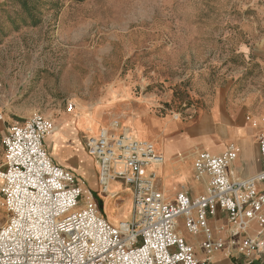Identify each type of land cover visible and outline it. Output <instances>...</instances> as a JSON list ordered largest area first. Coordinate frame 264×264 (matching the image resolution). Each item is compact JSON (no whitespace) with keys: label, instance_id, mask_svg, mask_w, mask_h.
<instances>
[{"label":"rangeland","instance_id":"1","mask_svg":"<svg viewBox=\"0 0 264 264\" xmlns=\"http://www.w3.org/2000/svg\"><path fill=\"white\" fill-rule=\"evenodd\" d=\"M262 75L264 0H0V170L8 121L68 116L79 156L101 129L132 131L121 119L127 102L184 111ZM49 142L55 160L61 148ZM84 174L112 223L132 220L129 186L112 180L121 201L107 206ZM7 217L0 194V226Z\"/></svg>","mask_w":264,"mask_h":264},{"label":"built area","instance_id":"2","mask_svg":"<svg viewBox=\"0 0 264 264\" xmlns=\"http://www.w3.org/2000/svg\"><path fill=\"white\" fill-rule=\"evenodd\" d=\"M56 127L54 119L37 113L9 123L3 137L0 194L8 217L0 226V264H204L178 231L179 218L189 233L203 237L201 246L211 253L227 244L215 237L209 223L218 209L234 225L231 244L248 257L264 251V130L256 175H230L236 145L221 154L200 151L195 169L198 177L209 178L205 192L193 197L180 191L174 200H167L159 189L157 173L148 171V166L164 161L154 142L107 130L89 137L87 148L98 164L100 191L117 196L110 188L112 180L131 189L133 218L114 224L83 178L48 152L45 141ZM253 221L259 225L257 237L246 235Z\"/></svg>","mask_w":264,"mask_h":264},{"label":"crops","instance_id":"3","mask_svg":"<svg viewBox=\"0 0 264 264\" xmlns=\"http://www.w3.org/2000/svg\"><path fill=\"white\" fill-rule=\"evenodd\" d=\"M135 103L133 107H130L129 102L124 104L128 111L121 113L122 123L132 131L126 132L123 128L122 133L148 139L157 145L156 148L163 154L164 161L159 165L148 166V171L157 173V185L167 200H174L180 191H187L193 197L205 192L209 178L205 175L198 177L195 169V160L200 151L221 154L233 144L238 147V155L229 167L230 175L233 178L245 179L260 171L259 137L264 130V75L257 84L220 85L200 107L191 106L184 111L159 112L152 108L151 99L143 97ZM66 117L68 116L56 123L57 130L46 138L47 150L48 139H51L49 144L52 146L59 144L62 155L55 159L56 163L79 176L85 173L91 188L99 190L102 195L100 198L97 194L98 198L103 201L106 198L107 206L120 202L121 200H115L120 193L116 192L117 196L112 197L100 191L98 164L89 154L87 143L80 142L82 154L77 156L72 146L75 141L71 142V139L79 141L81 133L76 136L70 131L64 122ZM48 152L53 157V149ZM106 212L104 210V215L109 218ZM121 220L123 219L118 222ZM209 223L215 237L224 238L227 242L224 248L211 253L202 248L203 237L189 233L184 226V219L179 218L178 231L193 245L197 256L201 261H205L204 264H264V251L248 257L238 250V245L231 244L230 238L235 228L229 223L226 212L218 209L215 216L209 217ZM258 231L259 225L253 221L246 235L257 237ZM242 238L243 235L238 238V242Z\"/></svg>","mask_w":264,"mask_h":264},{"label":"bare ground","instance_id":"4","mask_svg":"<svg viewBox=\"0 0 264 264\" xmlns=\"http://www.w3.org/2000/svg\"><path fill=\"white\" fill-rule=\"evenodd\" d=\"M101 130H107V131L111 132L109 129H106V128L101 129ZM101 130H100V131H101ZM96 136H97V135H96ZM93 137H95V136H93ZM156 147H157V145H156Z\"/></svg>","mask_w":264,"mask_h":264},{"label":"trees","instance_id":"5","mask_svg":"<svg viewBox=\"0 0 264 264\" xmlns=\"http://www.w3.org/2000/svg\"><path fill=\"white\" fill-rule=\"evenodd\" d=\"M25 1V0H24ZM27 6V3L25 4Z\"/></svg>","mask_w":264,"mask_h":264}]
</instances>
